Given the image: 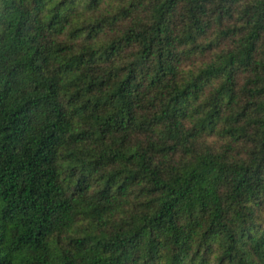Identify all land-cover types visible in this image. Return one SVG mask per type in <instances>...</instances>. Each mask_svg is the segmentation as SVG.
<instances>
[{
    "label": "trees",
    "instance_id": "obj_1",
    "mask_svg": "<svg viewBox=\"0 0 264 264\" xmlns=\"http://www.w3.org/2000/svg\"><path fill=\"white\" fill-rule=\"evenodd\" d=\"M0 264H264V0H0Z\"/></svg>",
    "mask_w": 264,
    "mask_h": 264
}]
</instances>
